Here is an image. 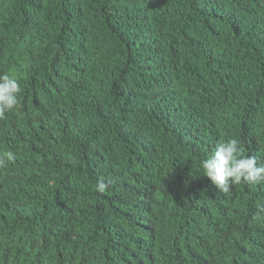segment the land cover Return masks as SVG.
Masks as SVG:
<instances>
[{
  "label": "trees",
  "instance_id": "1",
  "mask_svg": "<svg viewBox=\"0 0 264 264\" xmlns=\"http://www.w3.org/2000/svg\"><path fill=\"white\" fill-rule=\"evenodd\" d=\"M4 74L0 264H264V0H0Z\"/></svg>",
  "mask_w": 264,
  "mask_h": 264
},
{
  "label": "clouds",
  "instance_id": "2",
  "mask_svg": "<svg viewBox=\"0 0 264 264\" xmlns=\"http://www.w3.org/2000/svg\"><path fill=\"white\" fill-rule=\"evenodd\" d=\"M21 86L18 80L8 74L0 75V120L19 103ZM0 158V167L15 160V154L8 151ZM204 175L222 193H227L233 183L241 182L258 185L264 183V166L257 163L254 155L245 156L240 141L235 138L219 142L214 152L201 162ZM110 182L100 179L96 191L104 193Z\"/></svg>",
  "mask_w": 264,
  "mask_h": 264
}]
</instances>
